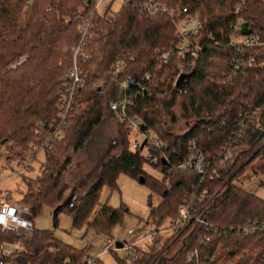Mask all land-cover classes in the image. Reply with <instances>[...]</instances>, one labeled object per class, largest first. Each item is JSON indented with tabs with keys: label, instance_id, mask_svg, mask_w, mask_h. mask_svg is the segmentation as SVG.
<instances>
[{
	"label": "trees",
	"instance_id": "trees-1",
	"mask_svg": "<svg viewBox=\"0 0 264 264\" xmlns=\"http://www.w3.org/2000/svg\"><path fill=\"white\" fill-rule=\"evenodd\" d=\"M144 1L148 0H125L117 9H102L95 15V27L106 34L95 32L87 41L90 59L80 64L85 82L79 102L66 118L59 138L50 146L31 148L29 145L39 144L47 126L57 120V93L71 63L70 47L78 38L80 19L87 16L91 5L89 0H0V158L22 159L24 152L38 148L44 152L38 174L24 178L26 189L19 202L27 208L31 221L48 206L55 221L64 211L74 227L87 225L109 235L127 210L123 204L99 203V193L102 186L116 189L121 173L141 178L159 198L152 205L148 196L145 217L157 226L174 222L179 205L204 191L201 213L215 232L205 233L198 223L182 226L166 238L157 234L146 249L135 247L132 260L115 257L116 263L260 264L264 199L232 185L231 180L245 172V177L264 175V43L235 47L229 40L232 27L241 22L264 40V2L153 0L169 9L184 7L189 14L197 13L202 24L198 36L201 51L162 63L154 50L166 47L170 37L161 35L163 17L138 9ZM118 58L125 64L120 76L144 89L132 98V111L165 146L156 154L175 164L193 140L209 166L204 173H197L169 170L159 163L150 166L158 169L161 177L148 175L142 169L147 163L127 148V132L115 119L120 151L98 157L93 181L83 193L67 200L66 177L72 156L83 148L94 127L110 115L107 102L117 96L109 73L110 64ZM236 61L240 65L233 70L231 64ZM180 65L182 74L189 75L188 83L176 88ZM99 80L105 87L100 95L92 89V83ZM179 115L190 118L191 125L175 135L167 126ZM38 128L40 135L36 134ZM226 150L229 160L224 159ZM246 228L249 231L244 233ZM3 249L7 255L1 264H101L86 247L75 248L33 223L28 231H0V254ZM190 251L195 256L187 260Z\"/></svg>",
	"mask_w": 264,
	"mask_h": 264
},
{
	"label": "built area",
	"instance_id": "built-area-1",
	"mask_svg": "<svg viewBox=\"0 0 264 264\" xmlns=\"http://www.w3.org/2000/svg\"><path fill=\"white\" fill-rule=\"evenodd\" d=\"M125 0H89L90 10L86 17L81 18L78 24L77 32L78 38L70 47L71 63L65 71L62 87L57 93V120L47 126L45 137L37 144L38 146H50L54 138H59L62 135L63 129L66 126V118L69 113L76 107L79 102V92L84 87L83 71L80 66L90 59L87 52L88 39L95 33L105 35L106 32L102 28H96L92 19L96 14H99L103 9H112L114 4L122 5ZM242 1V0H240ZM264 2V0H261ZM138 9L149 15H157L164 18L165 27L161 35L170 37L169 43L166 47L156 48L154 54L156 59L162 63H166L171 58L175 57L178 60H183L186 56H195L202 50V45L198 41V36L202 28L200 17L197 13L189 14L186 8L169 9L163 5L148 0L140 3ZM239 24L232 27L233 33L230 36L229 44L231 46H256L264 43L259 36L252 34L251 29L249 34H242L240 32ZM21 62V61H19ZM250 64V60L246 62ZM232 69L237 70L240 63L238 61L232 62ZM125 69V64L122 59H116L110 64L109 80L114 82L117 87V96L115 99L107 102V108L110 115L116 119L130 136V149L132 152H138L145 162L149 165L162 164L166 169H177L179 171H193L197 173H204L209 166V162L202 153L197 144L190 140L187 143L184 156L175 164H171L165 155L159 157L156 151H163L165 146L156 138L154 133L145 126L144 122L136 116L132 111V98L139 96L144 91L141 84L130 83L126 77H122ZM183 68L178 67L177 77L182 74ZM176 77V78H177ZM145 80L149 79L146 74ZM100 82V83H99ZM92 83V89L96 94H103L105 87L103 81ZM39 127V126H38ZM36 134H41V128H38ZM34 148V144L29 145ZM231 155L228 150L224 153V159L229 160ZM222 165V162L220 163ZM246 172L238 178H233L231 184L242 189L249 190L252 185L256 189L264 191V175L250 174L246 176ZM212 177H210L211 179ZM205 192L203 191L198 196H191L185 200L178 207V217L174 222L168 224V230L175 233L182 226L198 223L202 226L205 233L215 232L216 228L207 222L202 216V211L205 209L201 205ZM32 221L28 217L27 208L19 209L16 206L8 204L3 200L0 201V231H28L31 229ZM259 227L264 230V223H260ZM161 225L151 224L150 227L142 226L139 229L140 239L154 238L160 231L164 230ZM249 230L244 229V233ZM208 236H204L206 241ZM260 246L263 249L260 264H264V239L261 240ZM104 248L112 250L110 241L107 240ZM123 251L126 253V260H132L135 254V246L124 247ZM117 249V248H116ZM120 249V248H119ZM7 252L3 249L0 254V264ZM195 256L194 251L186 254L187 260H192Z\"/></svg>",
	"mask_w": 264,
	"mask_h": 264
},
{
	"label": "rangeland",
	"instance_id": "rangeland-1",
	"mask_svg": "<svg viewBox=\"0 0 264 264\" xmlns=\"http://www.w3.org/2000/svg\"><path fill=\"white\" fill-rule=\"evenodd\" d=\"M117 8V4L112 6L113 10ZM190 125V118L179 115L175 122L169 123L167 127L173 134L180 135ZM118 138L119 129L115 119L110 115H106L94 127L83 148L72 156L71 172L66 177L69 184L66 193L67 200L72 195L83 193L93 181L98 157L115 155L120 151L121 146L118 143ZM129 141L130 136H127L128 149H130ZM43 160L44 152L42 148L24 152L22 159L18 157H1L0 201L3 200L19 209L26 208L19 202L26 189L24 178L35 177ZM142 169L148 175L156 178L161 177L160 171L150 165L143 164ZM116 185L117 188L112 190L107 186H102L99 193V203L105 202L113 207L123 204L127 210L121 222L111 228L109 235L96 232L87 225L74 227L70 215L64 211L57 214L54 222L51 209L48 206H43L41 212L32 219L33 226L38 229L51 230L56 238L75 248L86 247L88 254L97 257L101 264H117L115 257L125 258L126 253L123 248L116 249L113 245L114 242H121L124 247L134 245L140 249H146L151 245L150 238L140 239L139 229L142 226H151L150 221H145L148 211V196L150 195L152 205H155L159 198L156 194L151 193L144 184L124 173L117 176ZM256 188L255 185H252L250 191L264 199V191ZM161 226L166 229L160 231L159 235L166 238L171 234L168 230V224L163 222ZM107 240L110 241L112 250L104 248Z\"/></svg>",
	"mask_w": 264,
	"mask_h": 264
},
{
	"label": "water",
	"instance_id": "water-1",
	"mask_svg": "<svg viewBox=\"0 0 264 264\" xmlns=\"http://www.w3.org/2000/svg\"><path fill=\"white\" fill-rule=\"evenodd\" d=\"M239 28H240V32L242 34H249L250 33V29L247 27V23L246 22H241L239 24ZM188 77H189L188 74H180L178 76V78L176 79L175 87L176 88H179L182 85H187V83H188ZM138 181L141 183L142 182V179L141 178H138ZM53 220L55 222V216L54 215H53ZM113 245H114L115 248L119 249V248H121L122 243L116 241V242H114Z\"/></svg>",
	"mask_w": 264,
	"mask_h": 264
},
{
	"label": "crops",
	"instance_id": "crops-1",
	"mask_svg": "<svg viewBox=\"0 0 264 264\" xmlns=\"http://www.w3.org/2000/svg\"><path fill=\"white\" fill-rule=\"evenodd\" d=\"M9 204V203H8ZM12 205V204H11Z\"/></svg>",
	"mask_w": 264,
	"mask_h": 264
}]
</instances>
